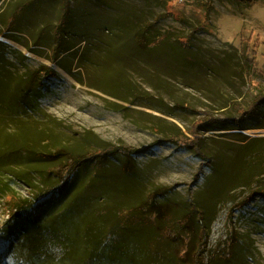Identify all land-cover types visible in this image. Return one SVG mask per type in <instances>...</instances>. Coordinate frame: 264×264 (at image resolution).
I'll return each instance as SVG.
<instances>
[{"label": "rangeland", "instance_id": "1", "mask_svg": "<svg viewBox=\"0 0 264 264\" xmlns=\"http://www.w3.org/2000/svg\"><path fill=\"white\" fill-rule=\"evenodd\" d=\"M61 2L0 4L1 80L55 71L30 108L0 110V264H185L201 214L208 264H264V101L237 111L264 96V0H71L57 30ZM200 120L204 160L183 147ZM122 146L140 153L61 181L73 157ZM138 205L147 225L123 218Z\"/></svg>", "mask_w": 264, "mask_h": 264}, {"label": "trees", "instance_id": "2", "mask_svg": "<svg viewBox=\"0 0 264 264\" xmlns=\"http://www.w3.org/2000/svg\"><path fill=\"white\" fill-rule=\"evenodd\" d=\"M239 1H247L249 3L254 2L255 0H239ZM2 3V0H0V4ZM70 5H71V0H62L61 2V6H60V13H59V19L56 25V29L61 30L65 28V25L68 23L69 21V17H70ZM15 31V30H14ZM58 32H55V35H57ZM7 37V36H6ZM4 37V38H6ZM10 40L17 42L16 39H14L13 37H8ZM58 45V44H57ZM57 45L55 46V49L57 47ZM70 48V50L74 49ZM250 62H248V60H245V66H247L248 68L251 67L252 65L249 64ZM55 71H53L52 66L47 67H41L39 69H37L36 71H34V73L31 75L30 79L28 80V82H30V84L27 86L25 85V81L21 80L19 78H13L12 81H14L13 85L11 86L8 82H4L1 80L0 78V85L6 86V85H10L11 87H13V91L10 95H8L7 97L5 96H1L0 95V110H3V114L7 113V111H11L12 109H21V108H30L31 107V103H32V99L31 97H29L30 92H32L33 89V85L35 84H41L43 80L49 78V76L54 75ZM15 102V105L11 104V102ZM264 101V96H259L255 99V102L252 104V106H250L248 109V111L243 110L242 108L237 107V111L239 113V117L242 118L245 115H248L250 113H253L256 111V107L261 104ZM4 104H8V106H5ZM1 114V113H0ZM206 121L204 120H200L196 123H194V125L192 126L190 132V135L193 136L194 139L189 140L186 139L187 141L184 143L183 147L188 148L190 150H192V152H195V154L197 156H199L202 160H204L205 154L202 151V147H201V141L202 138H200L198 136L199 132L201 131V129L206 125L205 123ZM165 141H169V140H165ZM140 150H134L131 149L127 146H122V147H110L107 149H103L102 151H93L92 153H83V154H79V156L77 157H73L71 160L68 161L67 165H66V173L64 175L61 176V181L64 182L66 180L65 175H69L72 173H75L77 171H79L80 169H85L87 167H91L94 165H99V164H104L111 156H115V155H125V156H136V154H139ZM257 153L254 152V156ZM64 166L62 167V171H63ZM61 171V172H62ZM60 172V173H61ZM225 187H223L222 189H224ZM237 188V186L235 188L229 189V190H222V193L227 195L228 198L230 197V195H233L235 189ZM171 190V187H165L162 189H157L154 192L151 193L150 197L147 199L146 203H145V209L148 208H152V206L155 204V197L156 195L159 194H163L166 193L168 191ZM49 192H47L48 194ZM251 195L250 197H262L264 198V187L260 188L259 186H254L251 188ZM46 194V193H45ZM45 194H38V196L35 197V199L38 200V198L45 196ZM250 200V199H249ZM35 201V200H34ZM33 205V203H30L29 205H27V208H31V206ZM24 207V208H26ZM24 208H22V206L20 205H15L11 212V214L13 215H19V213L24 210ZM143 206L142 205H138L137 207H133V208H128L126 210H124V220L125 219H131L133 225H147L145 224L148 220L146 217L143 216L144 211L140 210L142 209ZM190 209L192 210V212L197 211V209L195 208V205H190ZM158 212V211H157ZM200 214V212H198ZM159 214V212H158ZM202 214L201 216H199V218L196 220L197 223V227L195 226V229L193 231V237L192 235L189 237V233L187 232V222H185V225L183 223V231L184 233H186V236L188 235V241L187 243L184 245V263L185 264H208V262L211 261L212 259V251L208 250V242H209V229L211 226V222L213 221L212 219L208 220L209 224H205L202 222ZM123 221V220H122ZM178 223H180V220H178ZM8 228V227H7ZM167 234H169L167 232ZM192 234V232H191ZM183 236H185L184 234H182ZM182 236V237H183ZM181 237V238H182ZM184 239V238H183ZM183 251V250H182ZM180 253H182L180 251Z\"/></svg>", "mask_w": 264, "mask_h": 264}, {"label": "water", "instance_id": "3", "mask_svg": "<svg viewBox=\"0 0 264 264\" xmlns=\"http://www.w3.org/2000/svg\"><path fill=\"white\" fill-rule=\"evenodd\" d=\"M17 48V47H16ZM20 49V48H19Z\"/></svg>", "mask_w": 264, "mask_h": 264}]
</instances>
